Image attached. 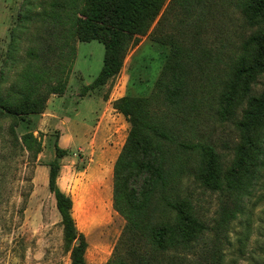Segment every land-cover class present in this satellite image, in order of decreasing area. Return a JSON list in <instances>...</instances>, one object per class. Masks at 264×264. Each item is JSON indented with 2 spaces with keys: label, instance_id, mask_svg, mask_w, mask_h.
<instances>
[{
  "label": "trees",
  "instance_id": "trees-1",
  "mask_svg": "<svg viewBox=\"0 0 264 264\" xmlns=\"http://www.w3.org/2000/svg\"><path fill=\"white\" fill-rule=\"evenodd\" d=\"M199 1L170 0L163 10L166 0H49L40 20L50 42L41 44L37 38V46L27 53L30 61L0 93V120L11 119L9 131L13 134L20 121L44 111L50 95L65 93L77 41L97 40L104 46L102 68L86 86L95 89L120 72L130 47L148 33L159 15L156 26L179 8L184 15L176 27L191 17ZM234 3L245 25L264 26V0ZM189 22L185 25L194 21ZM262 29L242 36L238 45L231 43L229 61L215 83L216 114L222 121L231 120L239 133L228 165L223 164L211 141L198 137L196 96L202 87L192 83V78L193 71L202 67L205 51L194 52L195 45L185 50L173 48L165 66L170 75L160 79L150 96L126 94L112 102L129 124L112 179V207L125 224L105 264L221 263L223 223L233 219L236 206L230 210L223 202L213 226H209L199 212L192 188H185L184 182L237 202L250 188L258 159L257 136L264 128ZM257 47L260 52H256ZM260 78L262 87L256 90ZM13 141L32 158L41 151V139L32 131L14 135ZM55 151L59 157L65 153L57 144ZM48 167V189L60 216L69 264H88L86 240L72 216V198L57 185V158Z\"/></svg>",
  "mask_w": 264,
  "mask_h": 264
},
{
  "label": "rangeland",
  "instance_id": "rangeland-1",
  "mask_svg": "<svg viewBox=\"0 0 264 264\" xmlns=\"http://www.w3.org/2000/svg\"><path fill=\"white\" fill-rule=\"evenodd\" d=\"M169 1L166 0L163 10ZM234 1L200 0L191 17L184 18L185 21L176 27L173 26L184 15L179 8L173 14H168V20L165 18L162 25L156 26L159 15L148 33L130 47L120 72L95 89L86 86L92 83L102 68L104 46L97 40L77 41L72 75L67 85L68 94L82 96L95 92L105 99L110 96L117 99L126 94L148 97L156 90L160 79L170 75L165 66L173 48L176 46L185 50L193 44L194 52L205 51L200 62L202 67L193 71L192 78V83L202 87L196 96L198 137L211 141L223 164L228 165L239 133L231 120L222 121L216 114L215 83L229 61L231 43L238 45L242 36L256 33L259 28L264 30L262 25H245ZM48 2L0 0L1 94L30 61L27 53L37 46V38H41V44L50 42L40 20V14L48 8ZM189 21L194 22L191 26L185 25ZM258 51L260 49L257 47ZM262 80L260 78L256 83V90L262 87ZM56 107V121L45 122L40 114H35L13 127V134L18 137L23 132L32 131L41 139V151L36 158L13 144L14 135L9 131L10 123H13L11 119L0 120V264L70 263L69 254L63 249L62 226L54 196L44 183L43 173H36L37 165L49 168L48 164L55 158L60 170L62 165L70 166L64 175L65 193L72 198V216L77 230L86 240L85 259L88 264H105L125 224L112 207V179L114 162L129 129L128 122L122 120L119 130L110 139L79 143L59 157L55 151L58 129L54 124H60L63 115L77 120L73 108L68 112L63 110L69 108L70 104ZM81 113L86 112L83 110ZM94 115L85 114L88 134H91ZM71 127L75 128L72 123ZM257 139L255 155L258 159L251 186L241 194L240 202L232 198L235 200L233 203L231 197L203 191L198 185L188 186L184 182L185 188H192L199 212L209 226H213L223 202L230 210L236 206L233 219L223 223L219 239L222 252L220 264H264V128L260 129ZM100 168L106 170L108 178L105 180H99L97 172ZM100 181L108 183L101 184ZM197 257L194 256L195 259Z\"/></svg>",
  "mask_w": 264,
  "mask_h": 264
},
{
  "label": "crops",
  "instance_id": "crops-1",
  "mask_svg": "<svg viewBox=\"0 0 264 264\" xmlns=\"http://www.w3.org/2000/svg\"><path fill=\"white\" fill-rule=\"evenodd\" d=\"M72 75V74H71ZM115 98L112 96L108 98H103L96 94L95 92L86 93L85 95H74L68 94V89L65 91L64 94L58 95H51L46 103V107L40 115L43 117V120L46 122L47 120H55L57 118V110L56 109L59 104L61 106H65L66 104H70L69 108L63 109L64 112L72 108L74 109L75 119L74 121L72 116L63 115L60 119V124H54L58 129V137H57V145L63 149L68 150L74 148L79 143H87V141L95 140V142H102L107 137L110 139L114 136L115 131H118L119 124L123 120L124 116L117 112L112 107V102ZM53 106V107H52ZM62 107H60V110ZM51 109H54L52 112ZM84 110V113L87 114H96L93 117L94 124L91 129V134H88V121H86L85 114L81 113ZM64 114V113H63ZM56 121V120H55ZM74 125V129L71 127ZM76 123V124H75ZM70 127L72 129H70ZM47 132V131H45ZM88 134V135H87ZM89 136V139H88ZM106 167V163L104 164ZM70 166L62 165L59 176L57 178V185L58 187L65 192L66 182L64 181V175L67 171H69ZM42 172L44 176V183L48 185V168L46 165H37L36 173ZM106 170L99 169L97 175L100 177L99 180H105L108 178L106 176ZM96 175V173H95ZM105 175V177H103ZM101 184H107L105 181H100Z\"/></svg>",
  "mask_w": 264,
  "mask_h": 264
},
{
  "label": "water",
  "instance_id": "water-1",
  "mask_svg": "<svg viewBox=\"0 0 264 264\" xmlns=\"http://www.w3.org/2000/svg\"><path fill=\"white\" fill-rule=\"evenodd\" d=\"M78 242H79V240H76V241H75V244H77Z\"/></svg>",
  "mask_w": 264,
  "mask_h": 264
}]
</instances>
